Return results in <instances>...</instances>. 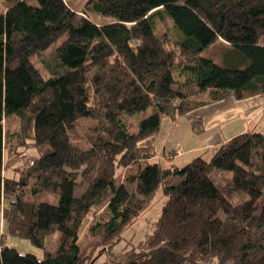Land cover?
<instances>
[{
  "label": "trees",
  "instance_id": "trees-1",
  "mask_svg": "<svg viewBox=\"0 0 264 264\" xmlns=\"http://www.w3.org/2000/svg\"><path fill=\"white\" fill-rule=\"evenodd\" d=\"M4 5L0 264H90L101 248L114 264H264V134H237L209 159L173 169L148 162L155 152L139 144L164 116L264 94V0ZM163 13L179 31L176 40L155 31ZM104 25L112 27L107 34ZM215 42L225 47L221 63L202 55ZM48 51L53 61L38 66ZM149 109L135 130L121 117ZM13 114L17 126L9 131L3 122ZM191 123L200 129V118ZM159 186L166 200L139 243L145 249L115 251L124 225ZM237 194L246 198L235 202ZM103 203L107 218L87 225L81 247L79 232ZM55 232L56 247L47 250ZM5 237L25 240L42 256L17 251Z\"/></svg>",
  "mask_w": 264,
  "mask_h": 264
},
{
  "label": "crops",
  "instance_id": "crops-1",
  "mask_svg": "<svg viewBox=\"0 0 264 264\" xmlns=\"http://www.w3.org/2000/svg\"><path fill=\"white\" fill-rule=\"evenodd\" d=\"M5 1L0 0V14L5 11ZM195 118H200L198 131L191 123ZM245 131L264 134V94L238 100L227 97L199 106L179 117L164 116L158 132L143 138L139 144L153 148L155 154L148 162L173 169L183 167L196 157L209 159L219 144ZM18 241L12 238L10 243H6L15 249L20 246L38 258L42 256L40 249L24 240Z\"/></svg>",
  "mask_w": 264,
  "mask_h": 264
},
{
  "label": "rangeland",
  "instance_id": "rangeland-1",
  "mask_svg": "<svg viewBox=\"0 0 264 264\" xmlns=\"http://www.w3.org/2000/svg\"><path fill=\"white\" fill-rule=\"evenodd\" d=\"M70 1H71V5L77 9H80L83 6V4L86 2V0H70ZM92 19H94L98 23H102V22H106L110 18H108V17H102V18L93 17ZM154 28H155V31L157 33L166 32L167 35L172 40L177 39V33L179 31L174 26L170 17L168 15H165L164 13L160 17L158 16L155 18ZM111 29H112L111 26L104 25V26H101L100 31L103 34H107L108 32H110ZM224 50H225V47L223 45H221L219 42H215L211 46H209L205 51H203L202 55L204 57L213 59L216 63H221L220 57H222ZM43 60H45L47 62L53 61L52 54H50V52L48 51V52H46L45 55L42 56V59H41V56L37 57L35 62L37 63L38 66L42 67ZM48 64H52V62L48 63ZM149 112H150V109L145 111V112L133 115V116H126L123 114L121 117L130 123L129 126H130L131 130H135L138 127L139 120L142 117L146 116ZM79 121L85 122L86 124H91V125L94 124V121H92L89 118H83V119H80ZM3 125L9 131L14 130L17 126L16 116L13 114V115L6 117V119H4ZM28 161H29V159H28ZM102 185H103L102 183L97 185V188H99ZM244 198H246L245 195L242 196L240 194H237L233 198V201H235V202L240 201ZM165 200H166V196L163 195L161 188L159 186L157 188L155 195L153 196L152 200L148 203V206L146 207V209L143 212H141L138 216L134 217L132 220H130L129 222H127L124 225V227L121 231V234H120V239L116 243V245L114 246V250L115 251H121L123 253L122 255H124L125 251L131 247L136 248V250L145 249V248L139 246V243L144 238L145 233L150 232L153 229V227H154L153 223H154L155 219L158 217V215L160 213L161 206L163 205ZM105 205H106V203H103V204H100L98 207H96L94 209L93 215L91 217H88V219L85 221L83 227L81 228V230L79 232L78 242H79L81 247L84 246V244L87 242V239L85 237V230H86L87 225L90 222L94 221L97 217L100 219H106L107 218V216H106L107 210H106ZM4 227L5 226H4L3 220L0 217V234L2 232H4ZM11 239H12V237H5V241L7 243H10ZM58 239H59V233L58 232H55L52 235L47 236L45 239V248L47 250H54L56 247ZM20 241H18V242H20ZM17 247L19 248V249L16 248L17 251H19L21 253L27 251L26 249L20 248V246H17ZM93 259H94V264H114V261H116V259L113 261L108 260L106 257V254L103 251V248L97 250Z\"/></svg>",
  "mask_w": 264,
  "mask_h": 264
},
{
  "label": "water",
  "instance_id": "water-1",
  "mask_svg": "<svg viewBox=\"0 0 264 264\" xmlns=\"http://www.w3.org/2000/svg\"><path fill=\"white\" fill-rule=\"evenodd\" d=\"M93 261H94V259H92L89 263H90V264H93Z\"/></svg>",
  "mask_w": 264,
  "mask_h": 264
},
{
  "label": "built area",
  "instance_id": "built-area-1",
  "mask_svg": "<svg viewBox=\"0 0 264 264\" xmlns=\"http://www.w3.org/2000/svg\"><path fill=\"white\" fill-rule=\"evenodd\" d=\"M29 162H30V163H32V160H31V159H29Z\"/></svg>",
  "mask_w": 264,
  "mask_h": 264
}]
</instances>
